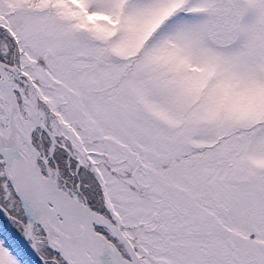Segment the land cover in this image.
I'll return each instance as SVG.
<instances>
[{
    "label": "snow or ice",
    "instance_id": "1",
    "mask_svg": "<svg viewBox=\"0 0 264 264\" xmlns=\"http://www.w3.org/2000/svg\"><path fill=\"white\" fill-rule=\"evenodd\" d=\"M0 264H264V0H0Z\"/></svg>",
    "mask_w": 264,
    "mask_h": 264
}]
</instances>
